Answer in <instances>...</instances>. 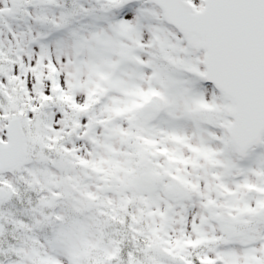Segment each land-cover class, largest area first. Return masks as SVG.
<instances>
[{"label":"snow or ice","instance_id":"6c2138e0","mask_svg":"<svg viewBox=\"0 0 264 264\" xmlns=\"http://www.w3.org/2000/svg\"><path fill=\"white\" fill-rule=\"evenodd\" d=\"M0 264H264V0H0Z\"/></svg>","mask_w":264,"mask_h":264}]
</instances>
